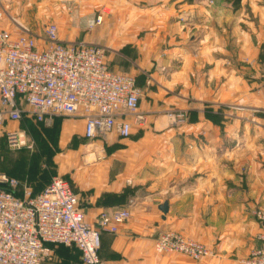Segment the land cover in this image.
<instances>
[{"label":"crops","instance_id":"obj_1","mask_svg":"<svg viewBox=\"0 0 264 264\" xmlns=\"http://www.w3.org/2000/svg\"><path fill=\"white\" fill-rule=\"evenodd\" d=\"M50 1L61 41L118 51L145 74L142 83L147 74L153 78L140 101L148 126H134L128 139L111 133L96 142L85 138L83 116L47 124L25 115L5 127L58 123L59 145L72 148L65 177L90 224L103 212L130 209L117 234L102 236L103 260L240 264L261 245L252 210L264 205V0ZM10 2L0 3L8 10ZM75 2L79 11L69 14ZM186 8L195 17L182 24L177 17ZM97 15L104 16L102 25L84 32ZM9 16L0 30L16 35ZM173 112L185 120L171 124ZM35 183L29 185L44 186ZM165 202L167 214L160 209ZM166 231L208 245L213 256L158 254L155 241Z\"/></svg>","mask_w":264,"mask_h":264},{"label":"built area","instance_id":"obj_2","mask_svg":"<svg viewBox=\"0 0 264 264\" xmlns=\"http://www.w3.org/2000/svg\"><path fill=\"white\" fill-rule=\"evenodd\" d=\"M6 17L0 9V20ZM194 17L189 11L180 20L190 22ZM10 19L20 33L0 30V128L19 122L24 115L47 124L56 117L83 116L84 136L96 142L111 133L128 139L134 126H148V116L140 109L143 89L135 76L110 68L105 49L82 41H61L56 23L37 35ZM95 19L90 28L103 22L102 15ZM167 118L178 125L185 115L173 112ZM6 134L13 147L24 145V130L8 129ZM104 153L100 150L99 159ZM252 212L261 226V245L240 264H264V205ZM130 216L129 208L103 212L92 225L67 179L54 176L42 191L35 192L27 183L0 173V264H42L58 245L78 248L83 264H128L105 261L99 250L102 234H117ZM155 250L196 261L214 254L208 245L175 231L159 235Z\"/></svg>","mask_w":264,"mask_h":264},{"label":"rangeland","instance_id":"obj_3","mask_svg":"<svg viewBox=\"0 0 264 264\" xmlns=\"http://www.w3.org/2000/svg\"><path fill=\"white\" fill-rule=\"evenodd\" d=\"M11 1L12 2L8 4V8H7L8 10H6L5 8H3L1 4L2 0H0L1 2L0 9L5 10L8 16L9 14H11L12 16L9 17H13L20 24L25 25L31 31H34V33L37 35H43V30L46 25L50 23L57 24L58 22L56 21V16H55L57 9L55 7V2L53 1L50 0H11ZM209 4L210 5L213 4V1L210 0ZM79 5L80 4L76 2L70 5L68 7L69 14L78 13L80 8ZM190 9L191 8L182 9L179 12L177 20L180 23L182 24L188 23V22L185 23L181 22L180 15L191 11ZM74 19L75 18L73 17L72 20ZM77 20H79V18H77ZM103 21H104V16H103ZM93 23H91L90 26H93ZM102 23L100 25L94 26V28H90V26H88V28L84 32L87 33L93 32V30L101 26ZM120 23H123V18L120 19ZM99 46L105 49L107 61L109 62V64L111 65L114 71L122 74L132 75L137 77V79H139L140 87L143 89V93L146 87L147 88L152 87L155 84L153 78L148 74L146 75L147 77L146 80L143 82L144 83L143 84L142 81L145 79V74L139 72L133 66L131 61H129L126 57L121 55L120 52L113 51L102 45ZM175 113L177 114L178 112ZM28 127L29 128L27 129L26 126L21 127L19 123V124H9L5 128H0V173L11 174L15 176V178L23 182H26L28 185L30 183L34 184V182L43 185L47 183L48 180H50L54 176H61L64 178L66 176L65 163L72 154L71 151L72 148L70 146L61 147L59 145L61 138H60L58 123L55 121L53 125L51 124L48 127H45L44 125H38V126L31 125ZM7 129H11V130L25 129L24 130L25 136L24 138H22V140H24L25 142L24 145H22L20 148L13 147L6 134ZM158 254H168V253H158ZM42 264H83V263L80 262V253L78 250L56 247L53 254L48 258H46Z\"/></svg>","mask_w":264,"mask_h":264},{"label":"trees","instance_id":"obj_4","mask_svg":"<svg viewBox=\"0 0 264 264\" xmlns=\"http://www.w3.org/2000/svg\"><path fill=\"white\" fill-rule=\"evenodd\" d=\"M110 65V64H109ZM110 68L112 69V67H111V65H110ZM140 86V85H139ZM29 119V117H27V116H23V118L20 120V122L23 120V119ZM32 118V117H31ZM34 119V118H33ZM35 120V119H34ZM37 123H42V122H39V121H37V120H35ZM5 128V127H4ZM87 139V138H86ZM8 174V173H7ZM8 175H10V176H12V177H15V176H13V175H11V174H8ZM65 179H66V177H64ZM52 179V178H51ZM51 179L50 180H48V182L47 183H45L44 184V186L42 187V188H40V189H34V187H32L31 185H29L35 192H40V191H42L49 183H50V181H51ZM19 180V179H18ZM21 181V180H20ZM21 182H23V181H21ZM24 183H26V182H24ZM104 234H107V233H103L102 234V236L104 235ZM102 236H101V244H102ZM56 247H63V248H67V249H76V250H78L79 251V249L78 248H76V247H66V246H63V245H58V246H55L54 247V250H55V248ZM101 248V247H100ZM100 251V250H99ZM79 253H80V262L82 263V261H81V252L79 251Z\"/></svg>","mask_w":264,"mask_h":264},{"label":"water","instance_id":"obj_5","mask_svg":"<svg viewBox=\"0 0 264 264\" xmlns=\"http://www.w3.org/2000/svg\"><path fill=\"white\" fill-rule=\"evenodd\" d=\"M160 209L161 211L164 213V214H167L168 211H169V203L168 202H165L164 204H162L160 206Z\"/></svg>","mask_w":264,"mask_h":264}]
</instances>
